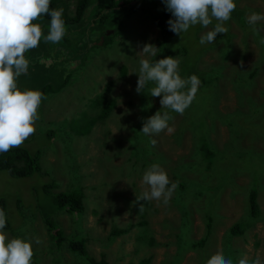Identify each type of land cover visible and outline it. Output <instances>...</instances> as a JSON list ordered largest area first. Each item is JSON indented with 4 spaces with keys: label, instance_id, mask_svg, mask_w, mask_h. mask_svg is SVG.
<instances>
[{
    "label": "rangeland",
    "instance_id": "rangeland-1",
    "mask_svg": "<svg viewBox=\"0 0 264 264\" xmlns=\"http://www.w3.org/2000/svg\"><path fill=\"white\" fill-rule=\"evenodd\" d=\"M62 1L73 5L75 0H51V4L56 6L54 3ZM91 1L93 7L95 0ZM235 3L245 17L252 12L264 14V0ZM232 14L224 23L227 33L217 34L213 43L200 44L198 30L203 35L207 32L199 24L182 34L191 49L206 50L200 60L194 61L197 69L216 55L220 60L233 53L232 48L237 53L227 60V72L210 83V94L206 90L198 92L192 107L182 115L169 110L173 130L155 135V146L137 131V121L142 126L154 115L148 106L142 108L146 110L143 113L139 102L148 100L158 108L162 96L150 95L155 86L151 82L143 93H137L138 74L130 73H138L141 59L153 63L159 60V52L156 57L139 53L145 44L159 48L164 40L152 19L141 11L132 13L122 30H112V25L105 29V38H109L106 45L103 40H92L76 54L70 45L77 63L73 71H67L53 58L47 72L52 82L17 79L21 91L36 90L45 97L38 109L36 132L21 145L37 155L39 172L12 177L0 171V199L6 206L10 228L22 239L33 241L32 264H89L88 256L109 264H140L142 259L147 261L145 264L176 260L177 264H207L218 252L233 264H239L242 258L252 264L257 255L264 260V60L257 64L264 59V21L253 26L248 19L243 24L241 17L238 24L243 29ZM38 20L33 23L38 24ZM216 23L213 20L209 27L213 29ZM252 46L256 47L254 51L248 49ZM246 49L250 60L256 56L253 66L259 65L261 70L252 79L243 77L241 81L235 68L243 65L242 71H249V59L239 57ZM169 57L180 61L179 74L190 60L187 55L186 59L180 54ZM121 65L125 67L123 73ZM211 67L216 65L208 63ZM59 71L69 75L64 86L57 89L62 83ZM181 78L188 77L183 74ZM108 81L110 95L116 96L117 104L100 120L93 100ZM92 117L97 118L89 126L87 119ZM191 130L195 132L192 141ZM179 133L184 137L177 145L171 139ZM156 162L177 187L167 205L162 200L142 204L145 213L134 203L148 188L142 183L143 174ZM73 188L83 194L82 210L69 212L66 207H57L54 195ZM251 188L260 210L254 221L248 219ZM178 202L184 209L188 206L191 219H180L183 211L174 205ZM206 206L210 207L209 232L204 243L192 247L193 240L204 235ZM46 220L59 230L62 243L55 245L54 230H47ZM141 220L144 225L138 223ZM235 224L241 226V234L229 232ZM120 229L124 231L111 235ZM4 231L9 239L14 238ZM35 238H39V244ZM80 239H86L85 254L64 247V243Z\"/></svg>",
    "mask_w": 264,
    "mask_h": 264
},
{
    "label": "clouds",
    "instance_id": "clouds-1",
    "mask_svg": "<svg viewBox=\"0 0 264 264\" xmlns=\"http://www.w3.org/2000/svg\"><path fill=\"white\" fill-rule=\"evenodd\" d=\"M162 2L174 17L167 21L169 30L182 36L190 27L199 24L207 32L200 38L202 45L213 43L217 34L227 33L224 23L231 19V14L236 9L235 0H162ZM50 3L51 0H0V153L21 146L36 132L38 109L45 99L44 94L36 90L21 91L17 86V78L26 74L29 67L25 53L38 47L42 37L45 42L58 43L66 35L62 10H50ZM46 14L50 15L51 21L49 32L44 36L41 25L33 21ZM213 20L217 23L212 29L209 25ZM260 21H264L262 13L252 12L248 17V23L253 26ZM198 32L199 36L203 33L201 30ZM100 37L99 40L102 41L103 36ZM158 51L159 48L149 43L143 46L139 54L156 57ZM139 64L138 73L135 70L130 73L138 74L135 91L143 93L151 82L155 86L150 89V95L162 96L154 115L144 120L141 132L146 136L160 135L165 130L171 132L173 129L169 126V121L172 117L168 112L161 115L158 110H171L182 115L191 107L201 81L196 75L187 79L181 78L180 61L177 58L165 57L155 60L154 63L149 59H141ZM120 70L123 73L125 67L121 65ZM156 143L155 139L151 140L153 146ZM142 183L148 188L137 197V201L162 200L165 205L177 187L175 183L170 182L168 174L159 164H152L145 171ZM142 210L141 206L139 211ZM6 223V213L0 209V264H32L33 241L9 239L4 231ZM34 242L39 244V238H35ZM207 264H233V261L218 252L207 260ZM239 264H248V261L242 258ZM252 264H264V260L257 255Z\"/></svg>",
    "mask_w": 264,
    "mask_h": 264
},
{
    "label": "trees",
    "instance_id": "trees-1",
    "mask_svg": "<svg viewBox=\"0 0 264 264\" xmlns=\"http://www.w3.org/2000/svg\"><path fill=\"white\" fill-rule=\"evenodd\" d=\"M94 2L95 4L93 5V7H91V0H75L73 5H68V3L65 1H62L60 3H54L56 4V6L50 3V10H62V19L65 22L66 35L58 43L45 42L42 37L38 47L31 49L25 53V58L29 60V67L27 73L19 76L17 79L34 80L36 78H43L46 83L52 82V79L47 75V72L51 67V62L53 58H56L59 64L61 66L63 65L67 71H73L76 68L77 63H75L74 59L72 58L70 45H72L71 49H73L74 54L80 52L81 50H85V48H87L85 45L86 43H90L92 40L97 41L100 36H103L102 44L106 45L109 42V38H105L107 36L105 34V29L112 25L115 26L112 30H122L123 22L128 19L129 16L136 10H140L142 13L147 14L146 17H150L152 19L154 25L158 28L160 32L162 40L165 41L160 43L158 51L159 59L169 57L170 54H180L183 56L182 59H186V55L190 56L188 66L184 64V68L180 70V75L183 77V74H185L188 78L192 75H196L198 77V79L201 81V84L198 87L196 94L198 92H203L204 90L207 91V94H210V89L212 88V85L210 83L215 80H219V78H221L225 74L227 60L233 59L234 54L237 53L236 50L232 48L231 51H233V53L227 55L226 57L222 56L220 60L217 59L216 55L212 61L208 62L215 64L216 67L208 68L207 63L205 67L197 69V67H195L194 61L196 58L200 60L202 53L206 50L197 51L191 49L192 46L182 36L177 35L169 30L167 21L169 19H174V17H172V14L166 10V6L162 2V0H95ZM244 14L245 13L243 12L239 14L238 9H235V12L232 14L235 20L237 21V25L243 29L244 27L239 25L238 21L242 17L244 19L243 24H245V20L248 19L249 16L245 17ZM50 21L51 17L47 14L41 16L38 20V24L41 25L44 36H46L49 32ZM202 35L203 33H201L200 36ZM229 41L233 43L231 38H229ZM215 46L212 48H215ZM248 49L254 51L256 47L252 46ZM248 49L239 53V57L240 59H244L246 57L249 59V71H242L241 67H243V65H238L235 68L240 72L237 74V79L241 81L243 80V77L252 79V77H254V75L261 70L259 68V65L257 67L253 66L256 63V56H251L252 60H250ZM263 60L264 59H261L257 64L262 63ZM62 71L65 70L62 69ZM61 72L59 71L58 78L62 81V83L57 85V89H59L61 86H64V80L69 75L68 73V75L61 74ZM246 80L247 79H245L244 81ZM110 87V83H105L103 89L100 91V94L97 95L94 100L92 99L93 106L98 108L96 112H98L97 117L100 120L105 118L106 115L110 112H113L117 104L116 96L110 95ZM51 92L55 93L57 92V90H51ZM207 94H204V96L206 95L205 98H208L209 95ZM128 103H130L129 100ZM148 103H150L148 100L144 102L143 99H140L139 105H141V108H139L143 111V113L146 110L142 108H146V106H148L153 112L154 110H157V108H155V105H152L151 103L148 105ZM191 107H188L184 113H186ZM158 111H160L161 115H163L165 112H169L165 109H160ZM97 117H92L90 120L87 119L89 122V126ZM169 124H171V122ZM142 127L143 125L141 126L137 121L138 133L141 136L146 137L147 139L156 140V136L150 137L144 135L141 132ZM188 132L190 134L189 139L192 141L195 132L193 130ZM188 132L185 131L184 133ZM184 133L173 135L171 140L177 145H179L182 141L181 138L184 137ZM101 146L102 145L100 144V148ZM0 171H6L12 177H25L30 176L33 173H38L39 164L37 160V155L35 153L29 152L26 148L22 146L14 147L7 152L0 153ZM247 200L249 213V218H247L250 219V221L257 220V215L260 210L255 201V190L253 188L250 189ZM54 203L57 207H66V210H68L69 212H78L81 211L83 208V194L79 189L75 188L65 192H57L54 195ZM134 204L137 208L140 209L142 204H146V201L135 200ZM174 205L178 209H182L183 212L180 213V219L182 221H184V219L187 217L191 219L192 212L187 210L188 206L186 207V209H184L180 205V202L174 203ZM205 208V217L202 219L205 227V232L201 238L197 240L191 239L194 241L190 244V246L192 247L204 243V240L206 239V236L209 232L210 217L207 211H210V207L206 206ZM0 209H3L5 211L7 217L6 206L4 205V201L2 199H0ZM142 209V212L146 213L143 206ZM138 223L140 225H144L145 221L141 220L138 221ZM44 224L47 226L48 231L54 230L53 236L55 238V245L62 243L59 237V230L56 229L55 225L49 222L48 220L44 221ZM4 230L8 231L14 238L22 239L23 237L22 235H19V233L14 232L10 228V222L8 220V217ZM123 231L124 229H120L119 231H112L111 235H115L118 234V232ZM189 232L190 235L191 231ZM229 232L234 235L241 234L242 228L239 224H235L229 229ZM85 241L86 239L68 241L64 243V247H67L72 253L85 254ZM88 257L89 258L87 260L89 264H109L102 258L94 260L92 257ZM176 261H171L170 264H177ZM146 262V260L142 259L140 264H145Z\"/></svg>",
    "mask_w": 264,
    "mask_h": 264
},
{
    "label": "water",
    "instance_id": "water-1",
    "mask_svg": "<svg viewBox=\"0 0 264 264\" xmlns=\"http://www.w3.org/2000/svg\"><path fill=\"white\" fill-rule=\"evenodd\" d=\"M100 39H102V37H100Z\"/></svg>",
    "mask_w": 264,
    "mask_h": 264
}]
</instances>
